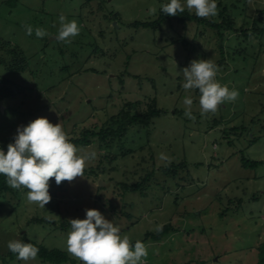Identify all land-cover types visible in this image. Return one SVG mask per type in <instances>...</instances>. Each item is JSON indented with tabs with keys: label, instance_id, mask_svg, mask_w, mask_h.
<instances>
[{
	"label": "rangeland",
	"instance_id": "374dc122",
	"mask_svg": "<svg viewBox=\"0 0 264 264\" xmlns=\"http://www.w3.org/2000/svg\"><path fill=\"white\" fill-rule=\"evenodd\" d=\"M11 1V3H8ZM166 0H0V80L14 96L0 101V148L7 150L18 126L36 118L60 123L68 139L84 130L109 127L122 114L165 111L150 126H132L126 136L103 144L93 140L78 154L94 151L85 174L55 184L49 179L45 208L29 202L27 189L0 195V264H52L38 256L11 260L9 240L30 241L67 254L70 219L99 210L127 235L143 242L144 264H257L264 244V0H216L217 14L200 18L233 22L219 33L200 21L174 18L156 28ZM153 7L156 12L148 13ZM190 14L193 11L184 9ZM80 27L70 43L56 42L58 17ZM225 15V14H224ZM43 28V38L23 25ZM25 58L26 70L12 72L11 52ZM212 59L215 79L238 91L203 118L198 90L181 87V70L192 60ZM191 96L194 119L184 116ZM177 111V113H175ZM161 154L165 158H161ZM261 161L255 169L241 159ZM100 182L105 187H99ZM141 185L132 190L126 187Z\"/></svg>",
	"mask_w": 264,
	"mask_h": 264
},
{
	"label": "clouds",
	"instance_id": "9594fccd",
	"mask_svg": "<svg viewBox=\"0 0 264 264\" xmlns=\"http://www.w3.org/2000/svg\"><path fill=\"white\" fill-rule=\"evenodd\" d=\"M187 8L198 18L214 17L217 14L216 0H166L161 3L160 11L168 16H176ZM156 9L148 8L153 14ZM59 26L54 35L56 42L65 44L77 36L80 27L75 20L58 17ZM25 34L43 38L47 35L41 27L33 29L31 25H23ZM184 90H198L200 115L214 114L218 105L234 101L238 96L236 89L219 83L215 77L217 66L212 59H196L181 70ZM186 106L184 116L192 120L191 96L183 97ZM79 150L71 143L61 124H52L47 118H36L27 125L18 126L13 142L7 150L0 148V175L5 183L13 188H25L26 199L45 208L50 201L49 179L55 184L72 181L82 176L85 164L95 159L94 151L78 154ZM161 158H165L161 154ZM70 231L66 237V251L78 259L81 264H144L147 251L145 244L137 240L130 245L127 235H121L120 229L96 209H85V218L68 220ZM161 226H156L160 231ZM7 249L17 260L28 261L37 257L39 249L32 243L21 240H9Z\"/></svg>",
	"mask_w": 264,
	"mask_h": 264
},
{
	"label": "trees",
	"instance_id": "16d2710c",
	"mask_svg": "<svg viewBox=\"0 0 264 264\" xmlns=\"http://www.w3.org/2000/svg\"><path fill=\"white\" fill-rule=\"evenodd\" d=\"M87 2L91 0H86ZM8 3H11L9 1ZM225 14V15H224ZM221 17H224L222 23H216L213 21H203L200 20V18L196 17L195 15L190 14L188 11H182L178 12L176 16H168L163 13L160 14L159 18L150 23H136L137 26H142L143 28H156L157 25L171 19H178L181 22L186 21H200L205 24H208L213 29L217 30L219 33H221L224 28L226 29H232L233 22L230 20V17L228 14L226 15V9L224 8L223 12H221ZM259 21V20H258ZM256 20V22H258ZM256 22L254 23V32H258L260 35L264 34V27L262 29H259L256 26ZM12 55V61L8 64V68L12 72H24L26 70V64H25V58H17L18 54L15 51L11 52ZM13 85H10L8 81H5L3 79L0 80V101L5 98H10L14 96L16 91L12 88ZM177 113V111L175 112ZM122 118L121 120H117L112 122L109 127L106 128H100L99 130H84L79 138H71L68 139L71 143H73L76 148L82 147L87 148L92 144L93 140H99L103 144H107L108 142H113L116 139H121L122 137L126 136V132L128 129L132 126H150L153 123V120L157 117H160L165 114V111L160 110L156 108V106H151L147 112L143 114H136V115H130L128 112L121 113ZM242 167L246 169H255L258 168L263 164L261 161H248L245 158L241 159ZM85 170L83 169L82 174H85ZM141 184L138 183L136 185H132L130 187H126V190H132L134 191L137 189ZM11 191V188L5 183V179L2 175H0V195L4 193H8ZM63 229L70 228L69 224H66L63 222ZM172 230V227L170 225H166L164 227H161L160 231H157L156 234H147L145 237V240L143 242L149 241V239H152L154 241L161 240L165 235L169 234ZM23 242H28L34 244L38 249V258L43 262H49L52 264H63L68 263L70 261L69 257L66 253L59 251V250H48L42 245H38L32 241H30L26 236H23L22 238ZM134 244V243H133ZM8 257L11 260H16L15 255L9 251ZM2 264H5V262H2ZM257 264H264V244H261L258 248V263Z\"/></svg>",
	"mask_w": 264,
	"mask_h": 264
},
{
	"label": "water",
	"instance_id": "95a60500",
	"mask_svg": "<svg viewBox=\"0 0 264 264\" xmlns=\"http://www.w3.org/2000/svg\"><path fill=\"white\" fill-rule=\"evenodd\" d=\"M106 185L102 182H100L99 187H105Z\"/></svg>",
	"mask_w": 264,
	"mask_h": 264
}]
</instances>
